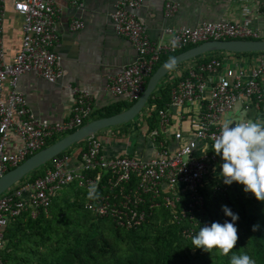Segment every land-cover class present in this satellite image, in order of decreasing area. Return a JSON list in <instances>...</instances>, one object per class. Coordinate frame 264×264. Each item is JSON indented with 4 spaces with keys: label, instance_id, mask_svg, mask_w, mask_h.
<instances>
[{
    "label": "built area",
    "instance_id": "built-area-1",
    "mask_svg": "<svg viewBox=\"0 0 264 264\" xmlns=\"http://www.w3.org/2000/svg\"><path fill=\"white\" fill-rule=\"evenodd\" d=\"M7 1L20 17L21 30L19 46L8 60L2 38ZM62 1L81 7L80 0ZM142 2L114 0L107 13L113 33L129 42L133 56L106 77L101 87L104 106L115 102L132 104L162 55L205 40L260 37L257 28L218 18L202 19L193 26L164 25L151 38L144 20L136 13ZM57 3L58 0H0V175L44 147L52 137L67 134L89 121L92 113L104 107L96 103L89 89L71 84L67 86L72 104L66 117L48 120L36 116L27 106L18 81L22 74L32 72L51 83L63 75L53 50ZM177 6L173 0H163V17H170ZM83 24L81 19H73L69 28L81 29ZM251 53L254 54L244 58L211 55L190 60L170 80L168 101L155 111L153 126L143 121L151 109L143 112V129L134 134L141 145L132 151L107 152L94 132L43 163L39 175L17 181L2 192L0 253L3 230L10 220L22 213L35 217L38 210L46 214L52 199L70 185L76 195L70 201L80 203L93 218L105 219L115 228H136L158 209L167 212L168 223L178 224L184 239L204 225L210 226L202 191L223 196L226 187L210 173L212 169L221 172L223 161L208 147L213 146L225 116L237 109V115L230 117L244 114L245 119L264 120V51ZM191 105L196 106L194 120L183 128V108ZM250 111L259 118L250 116ZM147 149L149 153L143 158ZM0 264H4L1 256Z\"/></svg>",
    "mask_w": 264,
    "mask_h": 264
},
{
    "label": "crops",
    "instance_id": "crops-1",
    "mask_svg": "<svg viewBox=\"0 0 264 264\" xmlns=\"http://www.w3.org/2000/svg\"><path fill=\"white\" fill-rule=\"evenodd\" d=\"M173 1L178 5L175 12L170 17H163V0H143L136 13L144 20L149 37L155 38L159 28L164 25L193 26L202 19L228 18L251 28H257L260 32L259 39H264V0ZM80 2L81 7L71 6L62 0H58L57 3L58 11L55 17L57 40L53 50L59 57L63 75L53 83L45 81L32 72L24 73L19 77V87L25 96L27 106L38 117L58 120L69 114L72 96L68 84L89 89L96 103L104 106L101 87L106 77L132 59L131 45L126 39L113 33L107 18L114 0H80ZM73 19H81L84 23L83 27L70 29L69 24ZM2 38L5 58L8 60L18 48L21 39L20 17L12 11L9 1L5 4ZM251 54L254 53L216 52L218 56L226 55L236 58H244ZM189 62L190 59L185 60L181 67L175 69L177 73L173 78H164L163 81H170L177 77L178 71L185 68ZM195 109L194 105L183 108L186 117L182 123L183 128H188L190 122L194 120ZM232 115H237V111H234V114H227V116ZM249 115L259 118V115L253 111H250ZM106 133L118 135L119 129L107 130ZM121 137L125 144L128 143L129 148L124 149L125 151H132L138 147L134 142L135 139L130 140V136L121 135ZM208 148L213 151V146ZM210 173L215 179L223 182L220 171L212 169ZM58 197L70 200L66 194Z\"/></svg>",
    "mask_w": 264,
    "mask_h": 264
},
{
    "label": "trees",
    "instance_id": "trees-1",
    "mask_svg": "<svg viewBox=\"0 0 264 264\" xmlns=\"http://www.w3.org/2000/svg\"><path fill=\"white\" fill-rule=\"evenodd\" d=\"M190 46L193 45L185 46L175 51L174 53L162 55L158 63L153 67V70L164 59ZM204 58L205 57L200 55L190 58V60H195V59L199 60ZM169 87H170V81H163V82L160 81L159 83L157 82L154 89L146 99L149 103H152V105H154L149 113V117L146 120V124L148 127L153 126L155 111L163 107L168 101ZM130 105L131 103H124V102H115L109 104L92 113L91 119L104 117L117 113L127 108ZM63 135L64 134H60L52 137L50 140L46 142L45 146ZM80 141L69 145L66 149H64L60 153H63L69 150L70 148H72L73 146L78 145ZM46 163L47 161L44 164ZM42 165L38 166L35 170L30 171L27 175L23 176L18 181L24 178L32 179L35 176L39 175L41 173ZM219 182L221 186L225 185L226 187L223 196L216 192L212 193L210 190L202 191L204 194L205 215L209 217L211 223L219 222L223 224L225 221L232 222L231 217H228L224 214L222 210V206L229 207L233 213L234 211L232 209L235 207L236 211L239 212V217L245 223V227H242L241 225L238 226L237 229H238L239 240L237 242L235 249H233L228 255H223L218 249H213L212 252L208 253L200 248H195V246L192 244V238L197 233H195L190 238L187 239L182 238L178 232V227H179L178 224L168 223L166 220L167 212L163 209L155 210L147 222L143 223L142 225L136 228H132L128 230H123L115 227L114 228L123 231L129 243H131V245L134 246L135 248L138 247L139 242L147 241L150 238H153L152 242L155 248L158 249L163 248L158 254L156 251V254L149 261H141V264H174L172 258L173 255L172 242L174 240L178 241L181 244L182 249L184 251V254L182 255L183 260L182 262H180V264H230L231 257L234 254L235 255L247 254L256 261V264H264V223H263L264 219L260 218L262 205L264 204V201H258L252 193L250 192L245 193L244 190L243 193L245 194V201H242L239 197H236L235 200L232 201L229 198V193L231 192L232 186L234 188V191L236 190L237 192L236 195H239V192L237 191L236 182H234L233 185H226L221 181ZM240 186L243 185L240 184ZM61 204H65L68 207H72V208L74 207L75 210H79L78 208H80L81 210H83L84 213L87 214V216L89 215L90 217H92L85 209H83L80 203L74 200L70 201L69 199H65V198L62 199L58 196L52 199L46 214L43 213L41 210H38L35 217H30L28 213L20 214L19 216L10 220L3 230L4 245L1 250L0 256L4 264H8L9 262H15L17 258L15 257L16 251H18L19 249V247L17 248L11 247L12 251L9 255L8 253L9 251L8 249H6L7 244H12L13 243L12 241L19 242L23 238H27L28 236L30 238L29 233L24 234L22 232L26 229L28 230L30 226H38L42 222L47 221L49 218L53 219L55 217V211L52 210V208L60 206ZM98 220L102 221L105 219H98ZM160 222L163 223V225H161V227H157L156 228L157 231H155L154 236L150 237L149 236L150 231L146 227H150L153 225V227L155 228L156 227L155 225L160 224ZM253 225L259 226L256 231L252 230ZM142 228H144V232L140 231ZM17 235L20 236L16 237ZM80 235L82 238L75 236L73 237L72 243L66 241L63 252L60 254V256L57 257L54 264H73L72 259L75 261V264H86L84 260L81 259L80 255L81 252H86L88 250L87 247H88V240L90 239V234L89 232L87 233L85 232ZM65 238H67V233L61 232V234L57 236V242H60L61 240L64 241ZM6 256L7 258L5 259Z\"/></svg>",
    "mask_w": 264,
    "mask_h": 264
},
{
    "label": "rangeland",
    "instance_id": "rangeland-1",
    "mask_svg": "<svg viewBox=\"0 0 264 264\" xmlns=\"http://www.w3.org/2000/svg\"><path fill=\"white\" fill-rule=\"evenodd\" d=\"M216 52H225V50H210L197 56L201 55L203 57H207L216 55ZM184 62L185 60L174 65L164 74L165 76L163 75L157 82L159 83L160 81H163L164 78H173V76L177 73L175 69L181 67ZM153 106L154 105H152V103H149L146 100L143 107L140 108L132 119L127 122L108 126L96 131L95 133L103 143L104 150L115 154L125 151L124 149L126 148L128 149V143L125 144L121 135L125 137L130 136V140L132 141L135 139L136 144L140 146L141 144L137 141L139 138L136 135L133 137V135L138 129H143V112L148 113L149 108L152 109ZM146 120L147 119L143 118L144 123ZM117 129H119L118 135H109L106 133L107 130L115 131ZM148 153L149 149L143 153V158H146ZM233 183L231 185H233ZM236 186L239 195H236L237 192L236 190L234 191L232 186L229 198L233 201L236 197H239L242 201H245L243 186H240L238 183H236ZM62 194H66L70 198H76L72 185L63 188L59 192L58 196ZM78 209L79 210H75L74 207H68L65 204L52 208V210L55 211V217L53 219L49 218L47 221L42 222L38 226H30L28 230L26 229L22 232L24 234L29 233L30 238L28 236L19 242L12 241V244H7L6 249H8L9 255L12 251L11 247H19L18 251H16L15 257L17 258L15 264H54L57 257L63 252L66 241L72 243L73 237H81L80 234L85 232H89L90 234L87 247L88 250L86 252H81L80 257L86 264H141V261H149L156 254V251L158 254L163 249L155 248L152 242L153 238L144 242H139L138 247L135 248L131 245V243H129L123 231L115 229L105 220L101 221L90 217L89 215L87 216L83 210L80 208ZM232 210L235 214L239 215V212L236 211L235 207ZM260 218L264 219V204L262 205ZM161 225H163V223L160 222V224L155 225V228L153 225L146 227L150 231H148L149 236L153 237L155 231H157L156 228L161 227ZM235 225L237 228L239 225L245 227V223L240 217L238 221L235 222ZM142 229L140 231L144 232V228ZM61 232H66L67 238H65L64 241L61 240L60 242H57V236H59ZM19 236L20 235H17L16 237ZM172 253L173 263L180 264L183 260L182 255L184 254V251L181 244L176 240L172 242ZM6 258L7 256L5 259ZM72 263L75 264L73 259Z\"/></svg>",
    "mask_w": 264,
    "mask_h": 264
},
{
    "label": "clouds",
    "instance_id": "clouds-1",
    "mask_svg": "<svg viewBox=\"0 0 264 264\" xmlns=\"http://www.w3.org/2000/svg\"><path fill=\"white\" fill-rule=\"evenodd\" d=\"M213 151L223 161L220 175L224 184H241L245 193L250 192L258 201H264V120L245 119L244 114L226 115L214 139ZM222 210L232 222H212L201 227L192 238L195 248L208 253L218 249L223 255L235 249L239 240L235 222L239 215L227 206H222ZM258 227L253 225L252 230ZM230 264H256V261L247 254H234Z\"/></svg>",
    "mask_w": 264,
    "mask_h": 264
},
{
    "label": "water",
    "instance_id": "water-1",
    "mask_svg": "<svg viewBox=\"0 0 264 264\" xmlns=\"http://www.w3.org/2000/svg\"><path fill=\"white\" fill-rule=\"evenodd\" d=\"M210 50L231 52L264 51V39H223L205 40L190 46L161 61L151 72L139 97L127 108L104 117L90 119L73 131L64 134L55 141L27 156L20 163L0 175V194L15 184L24 174L42 165L50 158L78 142L87 135L102 128L118 125L132 119L143 107L157 81L177 63L193 58Z\"/></svg>",
    "mask_w": 264,
    "mask_h": 264
}]
</instances>
